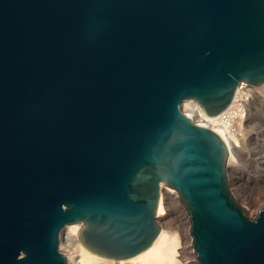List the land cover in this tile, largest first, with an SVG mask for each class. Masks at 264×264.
Returning <instances> with one entry per match:
<instances>
[{
	"label": "water",
	"instance_id": "water-1",
	"mask_svg": "<svg viewBox=\"0 0 264 264\" xmlns=\"http://www.w3.org/2000/svg\"><path fill=\"white\" fill-rule=\"evenodd\" d=\"M264 83V0H0V264H68L65 226L129 259L161 231L163 189L200 264H264V206L230 188L208 116Z\"/></svg>",
	"mask_w": 264,
	"mask_h": 264
},
{
	"label": "bare ground",
	"instance_id": "bare-ground-1",
	"mask_svg": "<svg viewBox=\"0 0 264 264\" xmlns=\"http://www.w3.org/2000/svg\"><path fill=\"white\" fill-rule=\"evenodd\" d=\"M245 84L248 85L249 83L246 82ZM263 104L264 83L254 89H238L230 107L216 116L206 115L202 108L191 99L185 100L182 105L189 115L192 117H194L193 114L195 115L194 119L197 122L213 127L225 139L229 147V167L233 165L235 168L234 181L236 188L252 203L256 202V198L246 193L241 174L237 170L236 160L241 144L246 142V148L249 149L246 152L247 156L255 159L258 169L264 176V156L260 155L262 154L261 151L264 150V145L258 150L256 147L251 146L249 144L251 142L245 137L246 127L250 126L252 120L257 117L258 111L261 110L260 106ZM258 136L264 142V136ZM165 192L167 193V201H165ZM176 197L177 193L172 187L166 186L163 189L159 201L158 219L161 215L167 214L169 210L177 208ZM175 217L177 222L186 218V230H189L191 222L186 211H184V216L176 214ZM80 227L81 222L69 224L64 227L61 233L60 250L67 256L68 264H199L194 255L193 237L187 232L184 234L183 243L181 244L177 231L161 226L160 235L151 247L132 258L116 260L94 254L87 249L79 240L78 231ZM66 230L68 233L65 236Z\"/></svg>",
	"mask_w": 264,
	"mask_h": 264
},
{
	"label": "rangeland",
	"instance_id": "rangeland-1",
	"mask_svg": "<svg viewBox=\"0 0 264 264\" xmlns=\"http://www.w3.org/2000/svg\"><path fill=\"white\" fill-rule=\"evenodd\" d=\"M261 85L262 84L254 85V84L249 83L245 87L249 88V89H254V88H257ZM260 107H261V110L258 111V115H256L257 117L254 118L250 124L251 127L247 126L245 129V131L247 130L245 137L248 138L249 142H251L249 144L253 147H256L258 150L262 147V145H264L263 140H261V138L258 136V135L264 136V104L261 105ZM191 114H193V113H191ZM193 116L195 117L194 114H193ZM247 144H248V142H247ZM240 148H241L240 151L237 153L238 159L236 160L237 161L236 166H238L237 170L241 174L242 183H243L244 189L246 190V193L254 196L256 198V202L252 203V202L248 201L246 196H244L242 193H240L237 190L236 184L234 181L235 168L233 165H231V167L233 169L231 167L229 168L230 169L229 170L230 188H231L233 194L235 195V197L237 198V200L242 205H244L246 207V209L249 210V212H248L249 216L254 217L256 215L258 209L260 207L264 206V176L262 175V172L258 169L255 159L247 156L246 152L249 149L246 148V142H245V144H241ZM261 152H262V154H260V155L264 156V150H262ZM176 193H177V197L175 200L177 202L176 201L175 202L177 203L176 204L177 208H175V210L174 209L169 210L167 214L161 215V217H159L158 221L161 224V226H163L167 229L172 228L171 230L177 231V233L180 236V242L182 244L183 243L182 241L184 239V234L187 232V234L191 235V233H190V228H189V230H186V224H187V220H185L186 218H184V220H182L180 222L176 221V217H175L176 214H181L182 216H184V211H186L184 206L180 203L179 195H178L177 191H176ZM164 196H165V201H167V193L166 192H165ZM186 213H187V211H186ZM187 215H188V213H187ZM188 217H189V215H188ZM189 221H190V219H189ZM67 230H69V229H67ZM67 230L65 231V236L68 233ZM192 243H193V241H192ZM194 255H195V252H194ZM195 259L198 261L196 256H195ZM199 264H200V262H199Z\"/></svg>",
	"mask_w": 264,
	"mask_h": 264
},
{
	"label": "built area",
	"instance_id": "built-area-1",
	"mask_svg": "<svg viewBox=\"0 0 264 264\" xmlns=\"http://www.w3.org/2000/svg\"><path fill=\"white\" fill-rule=\"evenodd\" d=\"M246 82H242L239 86V89L241 88V90H244L246 87L247 84H245Z\"/></svg>",
	"mask_w": 264,
	"mask_h": 264
}]
</instances>
